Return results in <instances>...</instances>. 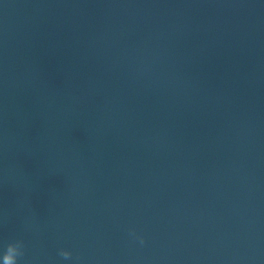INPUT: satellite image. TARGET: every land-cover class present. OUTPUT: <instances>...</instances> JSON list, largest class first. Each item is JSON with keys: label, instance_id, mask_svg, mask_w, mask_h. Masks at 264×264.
Wrapping results in <instances>:
<instances>
[{"label": "water", "instance_id": "1", "mask_svg": "<svg viewBox=\"0 0 264 264\" xmlns=\"http://www.w3.org/2000/svg\"><path fill=\"white\" fill-rule=\"evenodd\" d=\"M13 240L20 264H170L121 0H0V264Z\"/></svg>", "mask_w": 264, "mask_h": 264}, {"label": "clouds", "instance_id": "2", "mask_svg": "<svg viewBox=\"0 0 264 264\" xmlns=\"http://www.w3.org/2000/svg\"><path fill=\"white\" fill-rule=\"evenodd\" d=\"M140 241L141 243L144 242L142 237L140 238ZM24 254V243L22 240L10 241L7 243L3 252V264H20ZM59 255L65 260H68L71 258L72 253L68 250L61 249Z\"/></svg>", "mask_w": 264, "mask_h": 264}]
</instances>
